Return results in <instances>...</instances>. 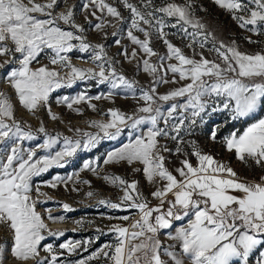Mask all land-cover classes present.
Returning a JSON list of instances; mask_svg holds the SVG:
<instances>
[{"label":"snow or ice","instance_id":"6c2138e0","mask_svg":"<svg viewBox=\"0 0 264 264\" xmlns=\"http://www.w3.org/2000/svg\"><path fill=\"white\" fill-rule=\"evenodd\" d=\"M213 2L227 10L240 29L264 36V0ZM58 3L59 0H0V55L13 56V60L0 64V69L15 61L16 66L5 73V78L19 103L33 113L47 104L55 89L71 86L76 79L95 78L100 84L107 83L109 97L118 92L130 94L137 101L131 114L110 108L107 122L91 123L108 139H116L125 128L129 130L128 142L109 152L104 163L142 164V169L133 171H143L146 180L155 185L150 195L158 201L150 206L148 198L139 191L137 180L129 182L119 175L104 176L107 182L120 187L123 195L118 203L107 200L99 203L113 209L125 206L136 209L139 218L126 227L113 225L110 231L118 234L117 243L105 245L88 260L103 255L111 264H249L250 258L258 252L256 264H264V175L253 180L241 178L228 164L202 152L195 142L185 140L181 135L182 132L191 133L210 103L213 111L230 110L233 120L253 117L264 106V50L245 52L239 50L234 40L229 44L217 41L196 17L193 0H184V3L167 0L160 6H156L154 0H140L139 6L122 0L131 13L126 35L144 55L137 60V48L130 53L123 48L121 54L130 61L137 60V67L152 76L150 85L144 87L117 71L114 67L117 61L108 57L103 44L87 42L82 35L85 29L75 22L72 8L66 12H54ZM89 3L117 20L124 19L118 8L106 0H89ZM84 7L88 8L89 4ZM92 15H96L95 11ZM170 19L175 23H168ZM61 21L69 26L68 29L61 26ZM105 23H96L93 27L100 30ZM169 27L178 28L182 38L189 39L186 47L192 50L191 56L167 38L165 29ZM189 28L193 31L190 32ZM135 32L142 33L144 38ZM153 33L164 43L165 54H159L151 46ZM116 35L114 32L113 36ZM245 40L261 43L252 36H246ZM115 43L120 45V39ZM209 43L212 47L208 50L216 54L213 59L195 47L198 44L204 49ZM74 49L82 53L91 51V59L97 63L99 71L73 66L68 53ZM45 53L49 54L51 65L71 69L67 77L47 64L31 66L33 62L39 64V57ZM151 57H156L155 63ZM181 81L186 83L162 94L157 91L161 83L179 84ZM86 98L81 94L71 102L69 97L59 98L57 102L67 104L71 109L74 103ZM90 106L96 107L94 104ZM48 111L51 113L50 107ZM51 118L58 119L55 114ZM38 131L47 137L37 146L38 149L49 150L57 144L59 134L49 135L42 123ZM217 131L211 132L213 141L217 139ZM83 136V142L64 137V147L60 151L37 158L36 150L25 151L21 147L22 141L34 140L35 134L16 119L13 103L4 92H0V226L9 228L13 240L10 248L0 244V264H6L9 258L32 259L36 264H58L63 253L52 244L43 246L50 258L36 259L45 232L50 236L64 233L48 231L44 217L37 211L43 193L40 186L33 185V177L47 172L53 165H60L81 146L85 149L94 147L101 138L99 133L85 132ZM161 139L175 141V147L161 144ZM222 143L239 161H252L264 169V118L250 123L241 134L231 132L223 137ZM187 145L192 147L190 155L196 157V165L185 152ZM163 153L184 158L179 160L178 167L169 169ZM84 167L91 168V163L85 162ZM60 180L56 177L46 184L55 188ZM93 194L87 193L88 196ZM62 207L72 211L67 203ZM48 219L62 221L64 217H53L49 212ZM122 219L129 220L130 217ZM181 221L186 222L174 227ZM161 232L175 243L165 245L158 236ZM80 243H61L59 249L71 253ZM78 264L88 262L81 259Z\"/></svg>","mask_w":264,"mask_h":264},{"label":"rangeland","instance_id":"374dc122","mask_svg":"<svg viewBox=\"0 0 264 264\" xmlns=\"http://www.w3.org/2000/svg\"><path fill=\"white\" fill-rule=\"evenodd\" d=\"M38 2H43V0H38ZM129 2L137 6L140 4V0H129ZM165 2L167 0H154L156 6H160ZM175 2L184 3V0H175ZM106 3L118 8L124 17L123 21L111 17L106 11L100 12L89 3V0H59L54 12H66L68 8H72L75 22L81 24L85 29L82 35L85 36L87 42L91 44H103L108 57L117 61L114 67L118 72H122L125 76L137 80L144 87H148L152 81V76L137 67V60L144 54L138 46L131 43L126 35L131 20V13L124 7L122 0H106ZM193 3L195 5L196 17L206 25L207 31L214 34L217 41H224V43L229 44L234 40L239 46V50L245 52L264 50V36L240 29L232 19L231 14L227 10L217 6L213 0H193ZM85 4H89V7L85 8ZM93 11L96 13L95 16L92 15ZM103 21L107 23H105L102 29L97 30L93 27L96 23ZM60 23L62 27L68 29V25H64L62 21ZM168 23H175V20L170 19ZM188 30L190 32L193 31L192 28ZM165 31L168 33L167 38L174 45L181 47L186 55H192V50L186 47L190 42L189 39L182 38V34L179 33L178 28L169 27ZM114 32L117 33L116 36H113ZM134 34L141 39L144 38L142 33L135 32ZM246 36H252L253 40L261 41V43H248L245 40ZM116 39H120V45L115 43ZM74 43L79 44L78 41H74ZM151 46L161 55L166 53L164 43L154 33ZM195 47L197 51H203L204 55L209 59H213L216 56L214 52L208 50L212 47L211 43L204 49H200L198 44ZM123 48H126L129 53L133 48H137V60L130 61L125 58L121 54ZM18 55L16 54L17 57ZM91 55V51L82 53L78 49H74L68 53L73 66L82 69L92 68L98 72L97 63L92 61ZM48 56V53L43 54L39 57V64L33 62L31 66L35 68L39 67L40 64H47L49 68L56 67L61 76L67 77L71 69L51 65ZM150 59L153 63L156 62V57H151ZM9 60H13L11 54L0 55V64ZM172 62L174 63L175 61L173 60ZM13 66H16L15 61L6 68L0 69V92H4L13 103L16 119L23 122L26 130L30 127L36 136L34 140L21 142V147L25 151L28 149L36 150L38 158L49 154L54 155L56 151H60L64 147V137L72 140H81L82 142L85 139L83 136L85 132L94 135L99 133L101 137L94 147L85 149L81 146L72 156L65 157L60 165H53L47 172L33 177V185L40 186V191L43 193L39 197L42 203L37 205V211L49 223L60 225V227L48 228V231L59 230L64 233L62 236H50L45 232V239L41 241L39 257L36 259L50 258V254L44 251L43 246L52 244L58 252L63 253L58 258V264L60 261H63V264H78V261L81 259L87 260L88 264H111V261L103 255H97L91 260H88V257L103 249L105 245H115L118 234L110 231L111 227L117 224L125 227L130 225L135 219L139 218V212L126 206L120 209H113L106 204L99 203L100 200L118 203L120 202V197L123 195L121 188L107 182L104 176L119 175L129 182L137 180L139 181L138 189L144 197L148 198L150 206L156 205L158 201L150 195L155 185L150 184L146 180L143 171H133L135 168L142 169V164L135 163L129 165L126 161L104 163L109 152L128 142L129 130L125 128L116 139H108L104 137L103 132L94 126L91 121L107 122L110 119V116L107 115V111L110 108H117L131 114L137 107V101L130 94L125 95L123 92H118V94L109 97V85L107 83L100 84L98 79H76L71 86L55 89L50 94L46 105L38 107L34 113L29 112L19 103L18 97L5 78V73ZM168 79H171V74H169ZM183 83H186V81H181L179 84L161 83L158 85L157 91L162 94L170 89L179 87ZM81 94H84L87 98L79 103H74L71 109L68 108L67 104L57 102L62 97H69V102H71ZM96 97L102 98L96 99ZM93 104L96 106L95 109L90 106ZM49 107L51 113L48 111ZM77 109L80 111H77ZM52 114H55L58 119H52ZM231 117L232 113L230 110L217 109L213 111L210 103L206 112L202 113L201 117L197 119V124L192 128L191 133L182 132L181 135L184 136L185 140L195 142L202 152L211 154L217 160L228 164L241 178L248 180L258 179L261 175H264V169L256 166L252 161H248L247 163L239 161L235 157L234 152H228L225 149L222 141L223 137L229 135L231 132L236 131L238 134H241L250 123L255 122L258 118H264V106L258 109L253 117H245L238 120H233ZM41 123L49 135L56 136L59 134L57 144L53 145L49 150L37 148L39 144H42L47 139L44 133L38 131ZM216 129H218L217 139L213 141L210 136L211 132ZM160 143L166 144L169 148L175 147V141L170 139H161ZM191 151V145L185 146V152L189 154L188 158L193 165H196L197 159L195 156L190 155ZM163 154L167 157L166 166L169 169L178 167L179 160L184 158L183 156L177 157L169 153ZM85 162H90L91 168H85ZM56 177H60L61 180L57 182L55 188L46 184V182L53 181ZM85 181H89L90 183H85ZM89 192L94 194L88 196L87 193ZM33 196H36L35 192H33ZM63 203L69 204L72 211L63 209ZM49 212L53 217L63 216L64 219L62 221L50 220L48 219ZM124 216H129L130 219H122ZM185 222H176L174 227ZM158 236L165 245L175 243L169 240L163 232L159 233ZM76 241L81 242L80 246L71 253L66 249H59L61 243ZM86 241H90V243H85ZM12 243V232L6 226H0V244L10 248ZM256 255H258V252L250 258L249 264H256ZM163 258L167 259V257ZM6 264H36V261L32 259L21 261L9 258Z\"/></svg>","mask_w":264,"mask_h":264},{"label":"bare ground","instance_id":"6f19581e","mask_svg":"<svg viewBox=\"0 0 264 264\" xmlns=\"http://www.w3.org/2000/svg\"><path fill=\"white\" fill-rule=\"evenodd\" d=\"M45 223L47 224V226H48V228H56V227H60V225L59 224H57V223H49L48 221H46L45 220Z\"/></svg>","mask_w":264,"mask_h":264}]
</instances>
